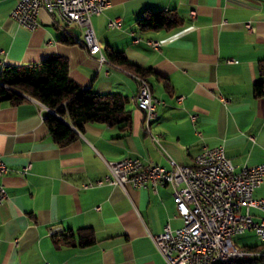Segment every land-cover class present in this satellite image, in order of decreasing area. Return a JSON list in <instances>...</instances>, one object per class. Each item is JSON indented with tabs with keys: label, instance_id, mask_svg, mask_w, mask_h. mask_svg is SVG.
Returning a JSON list of instances; mask_svg holds the SVG:
<instances>
[{
	"label": "crops",
	"instance_id": "0c3cea01",
	"mask_svg": "<svg viewBox=\"0 0 264 264\" xmlns=\"http://www.w3.org/2000/svg\"><path fill=\"white\" fill-rule=\"evenodd\" d=\"M15 4L0 0V71L64 56L69 77L83 89L127 97L131 121L126 130L88 122L75 130L74 141L59 146L44 122L54 111L31 97L0 103V155L7 166L1 182L8 195L0 204V264H166L149 234L182 226L172 186L122 188L112 183L106 162L138 158L169 168L171 158L194 165L203 147L218 145L236 171L264 162V96L253 94L254 84L264 81V0H110L90 19L105 61L88 52L77 22L62 23L42 10L30 31L11 18ZM169 10L181 25L138 28L145 11ZM115 17L120 27L109 28ZM110 50L152 69L146 79L158 103L148 126L135 102L138 81L108 61ZM253 196L264 199V181ZM251 212L254 220L262 215ZM83 228L94 235L91 245H79ZM254 246L259 240L244 248Z\"/></svg>",
	"mask_w": 264,
	"mask_h": 264
},
{
	"label": "built area",
	"instance_id": "2783aa9c",
	"mask_svg": "<svg viewBox=\"0 0 264 264\" xmlns=\"http://www.w3.org/2000/svg\"><path fill=\"white\" fill-rule=\"evenodd\" d=\"M109 5L110 0H16L10 16L30 31L39 26L38 15L42 10L62 23L77 22L83 27L82 43L89 53H96L99 45L90 19L100 15ZM120 25L119 17L107 23L109 28ZM246 27L251 28L249 24ZM146 42L153 48L158 46L156 41L147 39ZM100 61H104L102 55ZM136 80L135 102L148 126L150 117L155 116L158 100L153 97L145 78ZM182 99L183 96H178L176 100L181 102ZM220 99L226 101L222 96ZM169 164L166 168L153 162L143 163L138 158L106 162L112 183L122 188L126 183L134 188H144L148 183L172 186L182 226L172 229L165 225L161 233L149 234L166 264H220L227 262V258H264V199L253 196L254 190L264 181V162L236 171L224 146L218 145L203 147L194 165L179 164L171 158ZM6 172L7 166L0 155V204L8 196L1 182ZM88 186L90 184L84 185ZM252 209L261 212L258 220H254ZM248 230L254 231L262 246L243 253V247L236 246L232 239Z\"/></svg>",
	"mask_w": 264,
	"mask_h": 264
},
{
	"label": "trees",
	"instance_id": "16d2710c",
	"mask_svg": "<svg viewBox=\"0 0 264 264\" xmlns=\"http://www.w3.org/2000/svg\"><path fill=\"white\" fill-rule=\"evenodd\" d=\"M136 24L141 31L168 30L181 25L182 20L175 11L171 10L145 11L136 20ZM106 57L112 64L125 66L132 73L143 77H147L152 72L151 68L129 63L122 52L110 50L107 51ZM68 68V59L61 55L47 56L35 65L2 68L0 103L16 105L26 97H31L54 111L45 116L44 122L52 140L59 146L74 141L75 130L81 131L88 122L121 124V128L125 130L130 127L131 116L125 109L129 101L127 97L114 93L101 95L90 89H83L69 77ZM259 68L264 69V62L259 63ZM168 86L165 81V88ZM253 94L256 97L264 96V81L254 84ZM65 120L69 121L73 128ZM70 236L72 233L66 238ZM77 237L80 246L91 245L95 240L89 228L80 229ZM253 261L264 263V258L230 260L225 263H253Z\"/></svg>",
	"mask_w": 264,
	"mask_h": 264
},
{
	"label": "rangeland",
	"instance_id": "374dc122",
	"mask_svg": "<svg viewBox=\"0 0 264 264\" xmlns=\"http://www.w3.org/2000/svg\"><path fill=\"white\" fill-rule=\"evenodd\" d=\"M233 243L238 247L254 245L258 242L257 236L253 230H248L242 234L233 237ZM261 263V262H259Z\"/></svg>",
	"mask_w": 264,
	"mask_h": 264
},
{
	"label": "bare ground",
	"instance_id": "6f19581e",
	"mask_svg": "<svg viewBox=\"0 0 264 264\" xmlns=\"http://www.w3.org/2000/svg\"><path fill=\"white\" fill-rule=\"evenodd\" d=\"M98 52L101 53V49H100V47H98ZM101 55H102L103 60L105 61L106 59H105L104 55H103L102 53H101ZM133 76H134L135 78H145V82L148 83L146 77L140 76V75H138V74H133ZM154 117H155V116L150 117V120H151L152 118H154ZM243 253H250V249H248V248H244V247H243ZM230 260H236V258H227V261H230Z\"/></svg>",
	"mask_w": 264,
	"mask_h": 264
}]
</instances>
